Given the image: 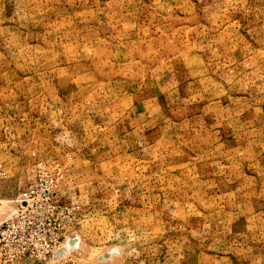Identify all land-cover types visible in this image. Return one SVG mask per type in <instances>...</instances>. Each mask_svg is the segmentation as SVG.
<instances>
[{
    "label": "rangeland",
    "instance_id": "rangeland-1",
    "mask_svg": "<svg viewBox=\"0 0 264 264\" xmlns=\"http://www.w3.org/2000/svg\"><path fill=\"white\" fill-rule=\"evenodd\" d=\"M0 166L69 211L6 264H264V0H0Z\"/></svg>",
    "mask_w": 264,
    "mask_h": 264
},
{
    "label": "built area",
    "instance_id": "built-area-1",
    "mask_svg": "<svg viewBox=\"0 0 264 264\" xmlns=\"http://www.w3.org/2000/svg\"><path fill=\"white\" fill-rule=\"evenodd\" d=\"M40 168L39 174L44 173ZM0 176L5 177L1 166ZM18 197L20 208L16 214L0 223L2 264L19 263L27 258L45 259L56 249L61 237L60 233L51 231L48 216H63L64 211H68L57 198L52 179L43 174L37 178L34 188L22 192Z\"/></svg>",
    "mask_w": 264,
    "mask_h": 264
}]
</instances>
